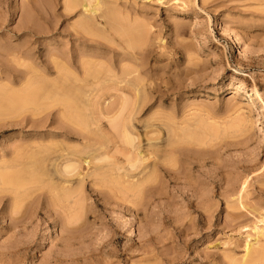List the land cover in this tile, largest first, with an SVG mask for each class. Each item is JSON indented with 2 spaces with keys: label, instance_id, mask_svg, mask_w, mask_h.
<instances>
[{
  "label": "rangeland",
  "instance_id": "1",
  "mask_svg": "<svg viewBox=\"0 0 264 264\" xmlns=\"http://www.w3.org/2000/svg\"><path fill=\"white\" fill-rule=\"evenodd\" d=\"M69 1L0 0V173L21 183H0V264H264V0H92L90 25ZM56 83L102 100L106 164L177 141L141 198L119 171L56 199V157L93 151L54 135ZM124 100L132 146L109 126Z\"/></svg>",
  "mask_w": 264,
  "mask_h": 264
},
{
  "label": "bare ground",
  "instance_id": "2",
  "mask_svg": "<svg viewBox=\"0 0 264 264\" xmlns=\"http://www.w3.org/2000/svg\"><path fill=\"white\" fill-rule=\"evenodd\" d=\"M91 1L92 0H87V2H86V0H70L68 2V8L70 11L75 12L76 11L75 9L78 6L82 7V9H84V13L83 14L81 13V15L84 16V17L82 16L84 25H86V24L90 25L91 24V7H92ZM93 1L92 2L95 4L96 1H100V0H93ZM103 4H104V2H103ZM95 9L96 8H94V10ZM64 85H65V83H64ZM64 85L59 84V83L46 85L45 91H47L46 92L47 94L43 97H40V101L42 100V98L43 99L46 98V100H50L49 103H50L51 107L53 105V107H57V108H59V110L61 109V110H63V112L65 111V113L67 114V115L64 114V116L66 115V117L68 119L64 118V120L66 119L69 121L68 122H66V120L64 122L58 121L59 125L57 124L58 127H56L58 132H53V133H54V135H60V136L63 135L66 138H73L74 136H76L77 139L80 140L81 143H83V145L85 147L92 148L93 151L90 154L87 153L86 154L87 156L84 158L78 156L76 154L77 152H73L72 150L66 151L65 154H60L59 157H56V159H55L56 163L54 164V169H55L54 172L58 175V177L60 176L59 180H60L61 184L59 183L57 185H52L53 187L50 186L53 189L52 192L54 191V195L57 196L56 199L61 197V198L65 199L64 201H67L68 197L70 195H73V193H75V191H76V190L74 191L75 187L72 189V186L70 185L73 177H76V179L74 178L73 181H77L76 183L79 184V186L77 185V187H76V189H77L78 187L84 186V182H85L86 178L91 177V179H93V182L97 181V183H98V181H99L100 185H102L103 184L102 181H104V179L106 178L107 175L111 176L112 174L114 175L115 172L119 173V171H123L124 173H122V174H120V173L116 174L115 173L117 176L115 175L116 177L115 176L114 177L117 178V180L114 182L116 184V187H115V185L113 187L117 188L118 187L117 184H120L121 186L124 184V186L126 185V189H128L132 193L134 192L135 196L137 193V197L141 198V195H143L146 188L149 187L151 185V183L155 181V176L157 178V175L155 174V172L157 170L156 167H158L160 164H163V166L165 165L164 163H161L162 161L167 162L164 158L169 159L168 162H173V161H171V155L173 153H175L178 149V148L176 149V147L174 146V145H176L175 142H177V141L173 140V139L170 140L172 142L167 141L168 145H167V143L165 144V149L163 151H161L162 155H160V153L156 154V152H157L156 151V152L148 153L147 157H145V155L144 156L134 155L133 159H132V157L131 158L129 157L127 159V162H126V163H128L127 166L129 167V171H126V170L124 171V167L117 166L116 164H106V163H111V160H112V157L109 155V152H108V147H109L110 143H113V140L111 139V133L109 131L107 132L103 129L104 124L102 122V119L106 118V117L104 115L102 100L100 98H98L99 96L98 97L95 96V97H93V100H91V102H90L89 96H88L87 100H86L87 102L85 101L83 103L79 100V98H80L79 95L81 94V92L84 93V91H80L81 89H79V87H78V89H75L77 87L72 88V86H71L70 87L71 89H70V88L65 87ZM129 85H131V83ZM132 86H133V84H132ZM135 86L136 85H134L132 88H134L135 90L138 91V88L136 89L137 86L136 87ZM157 87L158 86L154 85L153 87H151L149 89V91L151 89H156ZM72 89H73V91H72ZM33 91H35V90H33ZM42 91H44V90H42ZM39 92H41V90ZM136 93H138V92H136ZM34 94H37V93H34ZM20 96L21 95H19V97ZM25 96H26V94H25ZM17 97H18V95H17ZM21 98H20V100H21ZM84 98H85V96H84ZM137 98H139V95L136 96V99ZM25 99H26V97H25ZM25 99H24V103L27 101ZM31 99H29L30 101L29 100L28 101L31 102L32 101ZM40 101H38L39 104H40ZM44 101H45V99H44ZM44 101L42 100L41 103H43ZM45 102H44V104H46ZM123 102L124 103H122V105H119L118 108H116V107L113 108V109H115L113 114L110 117H108L110 119L109 126L113 130L117 131L118 135L120 136V138L123 140L124 143H127V145L129 144L130 146H132L133 142L135 140V136L133 135L131 116H133L134 114L136 115V112L138 114V111L141 110L139 107L144 106V105L141 103V105L138 107L137 103H133V101H132V103H129V101L127 102L126 100H124ZM20 103H21V101H20ZM31 103H29V104L31 105ZM36 103L37 102H35V104ZM49 103L47 102V105ZM14 104H17V102ZM32 104H34V103H32ZM35 104L33 107L36 106ZM81 104H83V105H81ZM138 104H140V103H138ZM50 106L44 105L43 107L48 108ZM43 107H42V109L39 107L38 108L40 110H43ZM14 108H15V106H14ZM48 110H49V108H48ZM242 110L246 116H247V114L248 115L252 114V108L249 105H245L244 109H242ZM86 111L90 112V114H88V113H87L88 115L85 114ZM63 112L61 113L62 115H63ZM50 114L51 113H47V117H49ZM89 118H90V121L88 120ZM69 122H71L70 124L73 123L75 125V127L78 126L79 127V129H77L78 131H76V129L73 128L74 127L73 124H72L73 125L72 127L69 126V124H68ZM90 130H91L90 133H91V135L94 136V138H92V136L90 137V135L88 133ZM177 145H178V143H177ZM162 146H164V145H161V148H162ZM86 160H88V163L92 165L91 171L88 170L86 173H81V172H79V164L81 162L82 163L85 162ZM172 160H173V158H172ZM15 164H16V162H15ZM18 164H20V163H18ZM18 164L16 165L17 167H18ZM23 165H25V162L23 163ZM23 165H21V167ZM25 166H24V168H26ZM28 166H27V168H29ZM8 167L10 168V166H8ZM19 167H20V165H19ZM111 167H113V168L111 169ZM10 169H13L12 165H11ZM15 169H17V168H15ZM22 169H23V167H22ZM103 169H107V170H103ZM19 170H20V168H19ZM19 170H18L19 175L24 173L23 171L21 172V170L20 171ZM40 171L41 170H39V173L41 175H43L42 172H40ZM134 171H137L138 173L136 174V173H134ZM12 173H13V171H12ZM30 173H31V171H30ZM10 174L11 173L6 175V173H5V175H4V174L0 173V183L6 184V185L9 184L12 186V188L18 189L19 185L21 183L18 182L19 180H17L16 176H13L16 174H13L12 176H10ZM30 176H31V174H30ZM22 177H23V175H22ZM24 177L22 178V180L24 179ZM26 177H27V175H26ZM61 178H63V179H61ZM110 178H111V181H113L112 177H110ZM26 179L28 181V177ZM23 181L26 182L25 179ZM106 182H107V180H106ZM108 182L110 183V181H108ZM50 185H51V183H50ZM120 187H118V188L120 189ZM150 187L152 188V185ZM118 188H117V191H123V190H118ZM121 189H122V187H121ZM77 191L79 192L80 190L77 189ZM63 199H61V200H63ZM251 248L252 247H250V245H249V247L246 248V254H248L250 252Z\"/></svg>",
  "mask_w": 264,
  "mask_h": 264
}]
</instances>
